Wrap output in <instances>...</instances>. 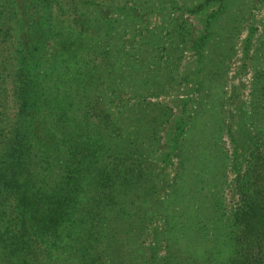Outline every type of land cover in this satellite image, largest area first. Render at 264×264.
Masks as SVG:
<instances>
[{"label": "trees", "instance_id": "1", "mask_svg": "<svg viewBox=\"0 0 264 264\" xmlns=\"http://www.w3.org/2000/svg\"><path fill=\"white\" fill-rule=\"evenodd\" d=\"M230 5L0 0V264H264V79L226 83ZM187 85L166 136L151 98Z\"/></svg>", "mask_w": 264, "mask_h": 264}, {"label": "rangeland", "instance_id": "2", "mask_svg": "<svg viewBox=\"0 0 264 264\" xmlns=\"http://www.w3.org/2000/svg\"><path fill=\"white\" fill-rule=\"evenodd\" d=\"M230 2L233 5H230ZM229 5L231 7L229 11L233 12L238 20L237 31L233 36L234 44L229 58L225 62L226 83L230 89H232V93L237 92L238 97L244 102H247L248 98L250 100L249 92L251 79L259 73L264 76V0H229ZM208 9H212V7ZM116 15L117 13L110 14L112 17ZM2 46L4 50H7V54H0V63L7 66L10 63V56L13 51L10 50L9 41ZM4 57L9 58L5 59ZM183 59L187 60V56ZM242 64H244V67ZM263 76L260 77L264 79ZM186 87L190 89L191 94H187L184 91L176 92L175 88H173L171 89L172 91L165 93V95L151 98V100L161 101L170 106V116L163 130L166 136H168L172 129L174 124L173 119L181 114V103L185 105L189 104L183 101V98L193 96L191 85H187ZM221 139H223V146L230 149L228 137L224 132L221 134ZM162 142H165V139H162ZM242 153H244V157L247 158V151L244 152L241 149L239 154ZM240 165L244 167L245 164ZM227 176L229 182L226 183L227 187L224 192V197L226 202H229L232 207L235 203H238L237 193L232 184V180L234 179L233 171L229 169Z\"/></svg>", "mask_w": 264, "mask_h": 264}]
</instances>
